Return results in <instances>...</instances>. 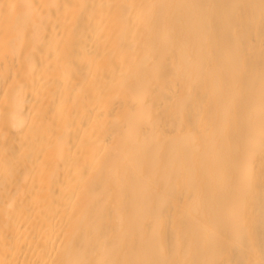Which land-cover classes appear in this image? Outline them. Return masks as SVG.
Returning <instances> with one entry per match:
<instances>
[{
	"label": "bare ground",
	"instance_id": "obj_1",
	"mask_svg": "<svg viewBox=\"0 0 264 264\" xmlns=\"http://www.w3.org/2000/svg\"><path fill=\"white\" fill-rule=\"evenodd\" d=\"M0 264H264V0H0Z\"/></svg>",
	"mask_w": 264,
	"mask_h": 264
}]
</instances>
